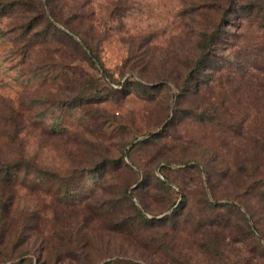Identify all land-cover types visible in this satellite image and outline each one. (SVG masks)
Masks as SVG:
<instances>
[{
    "label": "rangeland",
    "instance_id": "rangeland-1",
    "mask_svg": "<svg viewBox=\"0 0 264 264\" xmlns=\"http://www.w3.org/2000/svg\"><path fill=\"white\" fill-rule=\"evenodd\" d=\"M248 2L264 8V0H0V264L263 260L264 203L251 218L225 177L243 165L264 177V68L235 53L264 45L261 16L240 15ZM222 17L230 41L215 54L219 70L178 99L200 35ZM206 106L218 123L185 116ZM180 159L190 162H167ZM20 160L47 176L11 165L5 181V164ZM51 174L69 181L67 192ZM125 192L151 221L139 233L110 229L128 212Z\"/></svg>",
    "mask_w": 264,
    "mask_h": 264
},
{
    "label": "trees",
    "instance_id": "trees-1",
    "mask_svg": "<svg viewBox=\"0 0 264 264\" xmlns=\"http://www.w3.org/2000/svg\"><path fill=\"white\" fill-rule=\"evenodd\" d=\"M241 9V17L243 18H251L255 17L256 15L261 16V21L264 23V8H261L258 10L253 2H248L245 5L240 6ZM232 13V12H231ZM230 13V14H231ZM229 14V15H230ZM44 21H46L51 26H54V28L57 29V27L53 24L52 20L47 17L44 13ZM225 18H219L218 22H216L209 30L204 31L198 40L197 43V56L191 66L188 68L189 71L187 73V76L185 80L179 84L177 87L179 88V94L177 95V98H189L194 94L195 89L197 88L199 83H206L209 84V81L214 77V74L216 71L219 70V59L216 58L215 54L217 53L219 45L221 43H224L225 41L229 42V32L225 28ZM238 57L244 56L247 57L246 60L251 61L252 59H260L262 66L261 68H264V45L255 44L252 46V48L244 47L239 48V51L235 52ZM242 61H245L243 59ZM96 63V61H95ZM242 66V64L240 65ZM211 69V71H208ZM212 81V80H211ZM138 84H141L137 81ZM206 108L210 109L208 106ZM185 116H188L189 118H192L200 123H218L217 117L213 110L204 111L203 113L195 112H189L188 114L185 111ZM213 160H216L215 158ZM169 163H177L179 165H187L190 161H184L182 159L180 160H173V161H167ZM14 166L15 169H24L26 173L30 172L32 169L37 170V174L47 176V173L42 170L38 169L39 167L34 166L32 163L20 160L18 164H5V167L1 170V173L3 174V179L5 181L10 180L11 178V167ZM243 165V164H242ZM206 173L209 174V183H212V180L215 177V172L211 173L210 166L205 165ZM162 171L164 170H171V168L166 164L162 166ZM196 169L197 173L200 174L199 167H196L195 165H189L185 167L183 170H193ZM257 167L253 165L251 168H245L243 165V168L241 170H238L237 173H230L229 170L227 173H225V177L227 180L231 181L234 180L237 182V190H239L240 193H242L245 197V204H242L241 206L246 210V213L251 216V218H255L254 210L256 208V202L258 205V202L264 203V177H260L255 172ZM17 171V170H16ZM180 172V171H177ZM15 175V174H12ZM52 179L55 178L57 187H66L65 191L67 192V189L69 188V181L60 178L59 175L51 174L50 175ZM165 180H160V184L162 187H165L167 189L173 190L172 186L168 184L169 178L164 176ZM167 180V181H166ZM237 190L235 191L237 193ZM60 192V188H57V193ZM69 193V192H68ZM128 193L125 192L124 199L126 200V204L128 206V212L124 214V218L116 217L114 218L113 223L110 225V229L117 233H129V232H137L139 233L142 229L145 228L146 225L151 223V221L148 220L147 214L138 207L134 202H131L128 198ZM185 198H183L184 200ZM183 202V201H182ZM179 203L178 207H182L183 203ZM240 206V207H241ZM237 208V207H236ZM239 211V209L237 208ZM117 214V213H116ZM256 219V218H255ZM248 228L251 230V227L248 226ZM260 232V238L256 239L259 243L261 250L264 253V247L261 245L259 240L264 241V232L262 233V230L260 228H257V232ZM251 232H253L251 230ZM216 241V239H215ZM221 241L218 240V243ZM223 241V239H222ZM209 251H204L203 253L207 255V257L213 258L215 253L208 248ZM263 260H259V264H264V254L261 255ZM72 257L75 259V257L72 255ZM210 258V259H211ZM245 258H242V261H245ZM116 262L114 261L113 264Z\"/></svg>",
    "mask_w": 264,
    "mask_h": 264
}]
</instances>
